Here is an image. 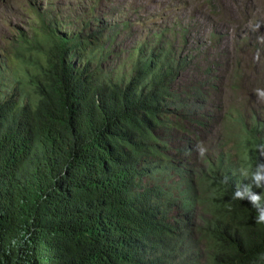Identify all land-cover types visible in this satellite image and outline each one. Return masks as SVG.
<instances>
[{"label": "trees", "instance_id": "trees-1", "mask_svg": "<svg viewBox=\"0 0 264 264\" xmlns=\"http://www.w3.org/2000/svg\"><path fill=\"white\" fill-rule=\"evenodd\" d=\"M45 29L0 65V264H254L264 226L231 197L249 183L233 172L256 162L262 125L234 118L227 152L175 164L158 133L199 93L170 88L180 62L140 51L114 78L93 33Z\"/></svg>", "mask_w": 264, "mask_h": 264}, {"label": "rangeland", "instance_id": "rangeland-1", "mask_svg": "<svg viewBox=\"0 0 264 264\" xmlns=\"http://www.w3.org/2000/svg\"><path fill=\"white\" fill-rule=\"evenodd\" d=\"M249 19L264 23V0H0V65L10 70L6 58L16 41L45 26L65 38L93 33L107 55L100 71L114 78L128 75L140 51L168 54L180 62L170 88L183 99L199 93L185 101L187 120H170L176 127L158 133L166 143L160 153L192 165L200 141L212 157L228 151L234 118L246 127L259 123L264 135V102L253 94L264 88V25L253 32ZM86 59L77 53L74 63ZM170 175V182L178 179Z\"/></svg>", "mask_w": 264, "mask_h": 264}, {"label": "clouds", "instance_id": "clouds-1", "mask_svg": "<svg viewBox=\"0 0 264 264\" xmlns=\"http://www.w3.org/2000/svg\"><path fill=\"white\" fill-rule=\"evenodd\" d=\"M262 25L264 23L255 19H249L248 21V27L253 32H259ZM258 39H264V34L260 35ZM253 94L257 101L264 102V88L254 89ZM254 148L257 153L256 162L252 164L244 160V162L238 164L233 172L234 175H238L243 180L249 181V183L243 186L237 185L231 199L248 200L252 208L255 209V224L264 226V162L259 159V157L264 156V142L257 143ZM194 151L197 153L198 159H204L209 152V147L204 141H200L194 145ZM225 182H227V177ZM253 188L260 189V193L254 192ZM254 264H264V253L257 254Z\"/></svg>", "mask_w": 264, "mask_h": 264}]
</instances>
